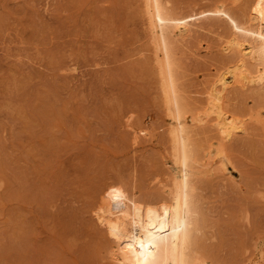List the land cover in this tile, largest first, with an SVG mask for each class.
Listing matches in <instances>:
<instances>
[{"label": "rangeland", "instance_id": "rangeland-1", "mask_svg": "<svg viewBox=\"0 0 264 264\" xmlns=\"http://www.w3.org/2000/svg\"><path fill=\"white\" fill-rule=\"evenodd\" d=\"M221 1L247 0H164L179 13ZM142 3L0 0V264H110V189L149 205L167 198L170 119ZM216 21L174 46L190 111L227 62L228 25ZM234 96L231 110L257 104ZM254 125L226 144L228 177L216 155L195 167L199 264H264V129ZM206 128L194 133L197 164L218 142Z\"/></svg>", "mask_w": 264, "mask_h": 264}, {"label": "bare ground", "instance_id": "bare-ground-1", "mask_svg": "<svg viewBox=\"0 0 264 264\" xmlns=\"http://www.w3.org/2000/svg\"><path fill=\"white\" fill-rule=\"evenodd\" d=\"M142 2V18L162 103L170 119L168 137L174 169L167 198L163 196L166 199L159 204H153L154 201H150V205L140 203L121 191L124 189H110L111 212L106 215L105 224L112 241L107 256L110 264H199L194 247L197 224L195 167L207 165L216 155L222 162L218 169L227 176L231 171L224 161L226 144L247 134L252 124L264 129V113L260 110L264 106V0H247L238 10L239 5L236 4L235 10L221 1L212 8L186 13L171 10L164 0ZM205 20L227 23L229 33L220 40V50L227 56V62L210 80L203 108L199 106L201 109L190 111L179 86L174 46L194 29L205 28ZM234 95H241V99L242 95L251 96L257 104L242 113L241 108L231 110L228 100ZM197 127H211L218 137L215 146L213 141L205 146L208 150L203 155L208 156L201 165L197 163L203 156L194 139Z\"/></svg>", "mask_w": 264, "mask_h": 264}]
</instances>
